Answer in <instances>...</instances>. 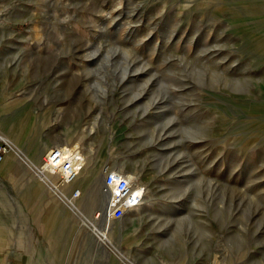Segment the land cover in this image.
Returning <instances> with one entry per match:
<instances>
[{"label":"rangeland","instance_id":"374dc122","mask_svg":"<svg viewBox=\"0 0 264 264\" xmlns=\"http://www.w3.org/2000/svg\"><path fill=\"white\" fill-rule=\"evenodd\" d=\"M0 133V264H264V0H0ZM46 139L131 167L141 218L64 202Z\"/></svg>","mask_w":264,"mask_h":264},{"label":"built area","instance_id":"2783aa9c","mask_svg":"<svg viewBox=\"0 0 264 264\" xmlns=\"http://www.w3.org/2000/svg\"><path fill=\"white\" fill-rule=\"evenodd\" d=\"M7 144L0 142V166L4 160ZM41 166L58 175L62 182L73 183L81 169L72 155L62 146H55L43 159ZM102 192L106 201L100 211L94 215L105 223L120 221L134 209L141 207L148 195L146 185L127 175L120 169L109 168L105 171ZM79 190L74 195H79Z\"/></svg>","mask_w":264,"mask_h":264},{"label":"bare ground","instance_id":"6f19581e","mask_svg":"<svg viewBox=\"0 0 264 264\" xmlns=\"http://www.w3.org/2000/svg\"><path fill=\"white\" fill-rule=\"evenodd\" d=\"M0 136H1V138L5 139L8 144L12 145L13 142L11 141V139L2 136L1 133H0ZM49 147H52L51 150L54 148V146L51 144V141L46 139L45 142H39V144L33 148L32 156H33L34 160L36 161V163H39L41 161L42 157H44V154L46 152L45 150L48 149ZM63 148L65 150H67L72 155V158H74L76 164L81 165V169L79 171V174H78V177L76 178V180L73 183L62 182L61 184H59L60 183V177L58 175L54 174L51 170H47V169H44L43 167H40L41 165L39 164V166H38L39 168L37 167V169L39 170L40 177L42 179L50 182V184L53 185L55 189L59 190L60 196L62 197V200H64V202H68L69 204H71L73 206L78 205L81 198H83V196H85L86 190H88L85 188H94V191H96V193L98 194V198L100 200L103 196L106 197V195H104V193L102 192V184H103V180H104V176H105V171H107V169L100 170V168L97 167V168L89 171L87 174L88 168L86 169L84 167L83 157H81V155H79L77 153V151H75V150H71V149H68L65 147H63ZM51 150H49L48 153ZM4 161H5V158L1 164V167L5 164ZM129 163L135 165L134 162L129 161ZM1 167H0V170H1ZM110 168L120 169V168H118L117 164L110 167ZM130 172H132L131 167H129L125 171V173L127 175H129L130 177L134 178V176ZM0 184H2L1 179H0ZM57 184H59V186H56ZM77 189L79 190L80 193H79V195L76 196V195H74V191ZM144 207H145V205H144ZM143 210H144V208H143ZM131 214L135 216V218L133 220H131V222H133L137 219H140L142 216L140 213L136 212V209H134L131 212ZM95 230L98 231L99 229L98 230L95 229ZM29 264H33V257H31L29 259Z\"/></svg>","mask_w":264,"mask_h":264},{"label":"crops","instance_id":"0c3cea01","mask_svg":"<svg viewBox=\"0 0 264 264\" xmlns=\"http://www.w3.org/2000/svg\"><path fill=\"white\" fill-rule=\"evenodd\" d=\"M59 146V145H58ZM15 161V159L10 163V165H11V169L7 172H5V174H4V176H6V177H8L9 175H10V172H11V170H12V165H13V162ZM1 167V166H0ZM31 173L33 174V172H32V168H31V166L29 167V174H30V176L32 177V175H31ZM1 177V176H0ZM2 178V177H1ZM60 181H61V179H60ZM48 188V187H47ZM12 196V195H11ZM43 233L45 234V230L43 231ZM8 232L7 233H4V232H2L1 231V229H0V243L1 244H7L8 245V237L10 236V238L11 239H13L14 237H13V235L11 234V235H9L8 237ZM19 236L23 239V241H20V242H18L17 244L18 245H23V246H26V247H28V249H31V250H33L34 249V247H35V245H31V244H28L27 243V241H26V238H27V234H23L22 232L21 233H19ZM41 244V243H40ZM32 254H33V256H35L34 254L35 253H33V251H32Z\"/></svg>","mask_w":264,"mask_h":264}]
</instances>
